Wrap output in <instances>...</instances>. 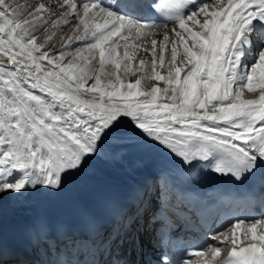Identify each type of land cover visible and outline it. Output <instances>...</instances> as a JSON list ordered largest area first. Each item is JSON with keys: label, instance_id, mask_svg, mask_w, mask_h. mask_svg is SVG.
I'll list each match as a JSON object with an SVG mask.
<instances>
[{"label": "snow or ice", "instance_id": "6c2138e0", "mask_svg": "<svg viewBox=\"0 0 264 264\" xmlns=\"http://www.w3.org/2000/svg\"><path fill=\"white\" fill-rule=\"evenodd\" d=\"M69 26L59 52L47 51ZM145 42L151 75L144 60L131 63ZM165 52L170 67L161 75ZM97 53L98 73L86 87ZM121 71L145 74L126 83ZM105 74L114 79L102 83ZM145 79L165 87L142 90ZM122 140L236 181L264 172V0H0V201L59 193L109 142ZM183 197L162 172L155 188L114 205L107 230L93 226L86 242H49L52 229L39 222L32 228L45 241L39 260L10 251L0 221V264H138L147 224ZM221 236L223 248L185 255L210 251L214 264L226 251L219 264H264V216L229 222L212 238ZM85 244L98 258H66ZM159 264L192 261L162 252Z\"/></svg>", "mask_w": 264, "mask_h": 264}, {"label": "bare ground", "instance_id": "6f19581e", "mask_svg": "<svg viewBox=\"0 0 264 264\" xmlns=\"http://www.w3.org/2000/svg\"><path fill=\"white\" fill-rule=\"evenodd\" d=\"M42 34L43 30L40 36ZM162 35L163 33L155 37L158 40V44L162 42ZM59 38L57 36L54 46L46 50L50 53L59 51L61 48ZM68 57H65L64 63H66ZM169 67L170 65L168 64ZM109 144L112 147L119 145V148L111 149L110 153L115 157L111 162L117 167L124 169L121 173H116L108 166L100 167L93 160L84 171L70 177L65 182L63 190L59 193L40 191L19 200L5 199L0 201V210L3 211L0 215V221H2L5 242L16 230L18 231L21 227L26 226L29 216L34 212L48 215L72 205L84 208L94 198L102 197L109 193H124L127 186L125 173L130 174L128 175L131 177L129 184H134L147 175L148 172L150 175L155 174L158 177L161 176L162 172H167L170 177L175 175L176 170L181 167L178 160L144 144L127 140L109 142ZM126 164L128 168H131V171L130 169H125L124 166ZM112 174H117L119 178Z\"/></svg>", "mask_w": 264, "mask_h": 264}, {"label": "rangeland", "instance_id": "374dc122", "mask_svg": "<svg viewBox=\"0 0 264 264\" xmlns=\"http://www.w3.org/2000/svg\"><path fill=\"white\" fill-rule=\"evenodd\" d=\"M19 2L26 3V2H31V0H19ZM74 24H75V21L73 22L72 26H74ZM72 26L68 27V32L58 33V37L66 36L68 33H70L71 30H72ZM41 31L36 32L35 35L36 36H40ZM149 40H150V38H149ZM129 44H131V43H129ZM144 48H148L149 50L146 52V51L143 50ZM122 49L124 51L123 45L121 46V49L119 48V51H120L121 55L123 54ZM180 51H182V49H180ZM53 52H59V51H53ZM157 54H159V47L157 48ZM68 56L69 57H68V60L66 61V63L69 60L72 59V55L71 54H69ZM151 59H152V54H151L150 44L145 42V44L142 45L141 48L136 50L135 58L133 59V61L131 63H132L133 68L135 69V68H137L139 66V60H144L145 61V73H147V75H151V64H150ZM168 60H169V53L165 52V66L164 67H160L159 63H158V67H157V70L160 71L161 75H166L167 74V71H168V63L167 62H168ZM178 62H179V57H178ZM93 65H94L93 72H92L93 79L88 80V82L86 84V87H90L94 83L95 75L98 73V69H99L98 53H97V61H94ZM113 71H115L114 67H112V66H107L106 67V73L107 72H113ZM145 73H141V72L137 71L136 76H130V75H125L123 73V71H121L120 75L122 76L124 81L127 83L129 81L130 82H134L136 78L140 77L141 75H144ZM101 79H102V83H106L107 80L114 79V77H109L107 74H105L104 76L101 77ZM150 85H158L161 88L165 87V84L163 82H157L155 80H147V79H145V80L142 81V90L146 91L149 88ZM84 98L88 99L89 97H84ZM219 238L224 239L222 236L219 237ZM226 243L228 245H230V241L226 242ZM215 245L219 246L218 244H215ZM219 247L223 248L224 245L221 244V246H219ZM222 252H225V251H222Z\"/></svg>", "mask_w": 264, "mask_h": 264}]
</instances>
